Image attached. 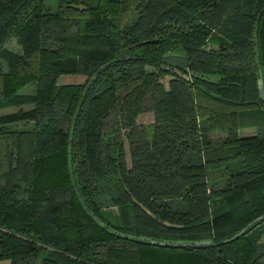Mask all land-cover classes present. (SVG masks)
<instances>
[{"label": "trees", "instance_id": "1", "mask_svg": "<svg viewBox=\"0 0 264 264\" xmlns=\"http://www.w3.org/2000/svg\"><path fill=\"white\" fill-rule=\"evenodd\" d=\"M48 1L0 0V264H264V0Z\"/></svg>", "mask_w": 264, "mask_h": 264}, {"label": "rangeland", "instance_id": "2", "mask_svg": "<svg viewBox=\"0 0 264 264\" xmlns=\"http://www.w3.org/2000/svg\"><path fill=\"white\" fill-rule=\"evenodd\" d=\"M47 5L49 6V8H52V9L55 8V2L52 0L48 1ZM8 47L12 50H16V51L18 50V44L14 39L8 43ZM1 69L3 71H5L6 65L0 59V70ZM167 81H168V78L165 79V82H167ZM83 82H85V78H83L81 76L65 75V76L60 77V79H59L60 84H74V83H83ZM34 90H35V86L32 84V85H28L27 87L23 88L21 90V92L28 94V93H33ZM16 110H17V108H14V107L1 109L0 114L10 113V112H13ZM153 121H154V115L151 112L140 115V117L138 119V122L141 124H149V123H152ZM240 133L242 136H248V135H253L254 133H256V130L255 129H242ZM128 161L130 163L129 155H128ZM107 214H108V216H107L108 220H110L111 222L115 221L114 223L118 222V217H116L118 215V212L116 209H112V211L110 210L109 212H107ZM263 242H264V238H263Z\"/></svg>", "mask_w": 264, "mask_h": 264}, {"label": "water", "instance_id": "3", "mask_svg": "<svg viewBox=\"0 0 264 264\" xmlns=\"http://www.w3.org/2000/svg\"><path fill=\"white\" fill-rule=\"evenodd\" d=\"M255 44V56H256V61H257V67H258V70L260 72V68H259V64H258V48H257V41L255 40L254 42ZM262 221H264V217L254 221L253 223H251L248 227H246L239 235H237L234 239H238L239 237L241 236H244L246 235L247 233H249L250 231H252L257 225H259ZM146 241V240H144ZM150 244H154V245H167V244H163V243H160V242H151V241H146Z\"/></svg>", "mask_w": 264, "mask_h": 264}]
</instances>
